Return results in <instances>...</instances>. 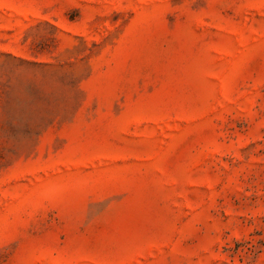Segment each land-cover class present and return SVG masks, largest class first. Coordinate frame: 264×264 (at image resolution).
<instances>
[{"label":"rangeland","instance_id":"rangeland-1","mask_svg":"<svg viewBox=\"0 0 264 264\" xmlns=\"http://www.w3.org/2000/svg\"><path fill=\"white\" fill-rule=\"evenodd\" d=\"M0 264H264V0H0Z\"/></svg>","mask_w":264,"mask_h":264}]
</instances>
